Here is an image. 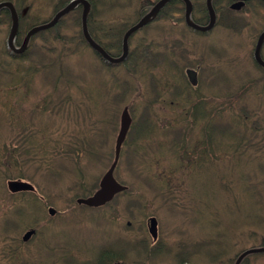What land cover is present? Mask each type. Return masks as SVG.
I'll return each instance as SVG.
<instances>
[{
    "label": "trees",
    "instance_id": "16d2710c",
    "mask_svg": "<svg viewBox=\"0 0 264 264\" xmlns=\"http://www.w3.org/2000/svg\"><path fill=\"white\" fill-rule=\"evenodd\" d=\"M1 1L11 2L18 14L17 43L22 42L25 34L31 28L45 22L39 16L47 9L34 10L33 4L36 0ZM69 1L45 0L46 4L51 3V15L62 10ZM88 1L92 6L87 18V27L91 38L110 55L119 56L122 52L123 33L139 18L146 15L151 10V3L158 0L125 1L129 5L124 10L129 11L132 8L133 17L130 19L121 18L123 14L125 15V11L121 13L122 11L116 10L115 6H118V2L122 5L118 0L103 1L114 6L113 9L115 10L112 13L115 14L110 17H106L100 11L97 15V0ZM190 1L193 7L192 20L198 25L207 24L209 16L205 0ZM232 3L231 0H212L216 15L215 27H221L225 31L238 35L250 26L251 14L248 8L254 6V4L264 7V3L261 0L247 1L245 6L238 12L230 9ZM109 5L105 4V7L100 5V9L109 10L107 7ZM184 7L185 5L181 0H172L167 3L160 10L157 17L142 30L143 34L141 33V36L137 38V40L142 41L136 46L129 45L127 59L121 65L126 77L123 84L117 86V95L121 94L117 100L118 107L120 110L122 106L129 105V110L133 111L135 105L140 108V105H137L139 101L163 100L175 103L177 98H186V100L181 101L183 112L196 113V120H198V125L188 130V135L182 133L180 137H177L178 140H173L168 139V136H171L169 134L164 136L159 143H154L152 142L154 138L152 132L155 129L146 125L141 130V142L145 144L143 148L148 151V147H151L164 152L166 156H174V159H167L172 167H168L159 175L160 181L158 182L143 178L144 172L146 173L149 170L142 164L139 171H134V175L141 179V186L148 184L150 193L155 196H167V199H172L173 203H180V209L185 216H187V213L192 214L191 219L188 218V220H201L199 217L207 216L209 229H226L229 225L224 221L222 213H236L235 210L240 208L238 206L239 199L249 197V199H253L250 203L254 204L255 207L257 206L258 209L260 207L256 200L264 206L262 196L264 193V162L261 160L264 156V148L259 145V139L264 137V128L261 125L264 120L258 109L254 108L253 104L245 101V91L232 95L229 93V87L226 84L224 86L215 84V82L214 84H206L208 82L205 79L210 71H206L200 59L198 60V57H196L197 47L196 42L193 41L195 37L197 39L209 37L212 31L199 33L188 28L183 18ZM110 8L112 9V7ZM81 13L82 8L78 7L60 18L53 28L34 35L29 41L27 51L20 56L11 54L3 42L0 47V87L7 86L4 87L6 89L14 87V90L17 91L25 83L29 85L34 75H39L41 85L44 80H49L47 81L49 85H51L50 83L53 84V88H50L51 93L47 94H51L52 99H55L53 91L59 83L63 82L67 86L77 88L78 92L81 90V94L78 95L84 100V106L82 105L83 114L85 119L92 122L99 112L96 92L86 91L87 86L85 87V85L89 83L82 74L83 71L79 73L81 77H77L78 75H74L67 65L73 57L79 55L82 57V54L100 61V56L89 47L83 38ZM258 20L261 21V19ZM172 21L175 24H181V29H178L176 33H174L176 27L169 26ZM10 24L9 11L2 9L0 11V29L2 26L8 28ZM150 29L158 30V33L148 32ZM175 36L176 40H173L172 37ZM36 40H39L41 44L34 48L33 43ZM133 40H136L135 36L130 41ZM209 52L217 56L220 54V50L217 48H213ZM261 56L264 60V44ZM22 61H31V64L23 67L20 65ZM254 65L259 72L264 74V69L260 68L255 62ZM188 69L196 72L198 82L201 81L203 87H205L195 95L190 93L193 87L186 75ZM107 70L113 71L114 68H107ZM54 74L57 76L55 79H53ZM215 74L213 73V75ZM201 76L206 77L201 79ZM106 80L103 79L104 82ZM215 80L218 81L217 78ZM222 80H225V78ZM129 81L133 83V89H131ZM114 82L120 83L119 80H114ZM79 83L80 88L77 87L78 85L76 86ZM13 84L16 85L13 86ZM184 92H188V94ZM202 92H206L210 99L207 100L205 93ZM63 98L65 100L60 101L61 107L64 108L67 104H72V102H69L71 101L69 96L63 95ZM8 102V98H5L4 102H1L0 99V106L3 107ZM50 105L52 108L57 107L54 101ZM69 106L68 116L77 115V106L75 109H72L71 105ZM42 114L44 113L41 110H33L31 112L32 116H24L31 118L34 126L31 135L26 138L27 140L30 137H32V140L35 137H40L41 131L35 129L36 123L33 117L37 120ZM224 115L227 117L225 123L226 117L222 119ZM26 122L28 123V121ZM38 122L40 123V121ZM23 127L27 130L30 129L25 123H23ZM192 135L195 138V143L189 140ZM196 150L203 153L193 158L192 156L195 155L193 153ZM41 153L45 154L43 150H41ZM144 154L139 155L141 159ZM145 155L147 158V154ZM149 155V162L154 163L155 157L152 154ZM132 165H134L133 161ZM144 165H147V163H144ZM179 175L181 177L180 181L177 180ZM200 177H203L205 181L198 183ZM183 185L188 188V193L176 194L180 189H183ZM201 189L204 190L205 194L201 192ZM186 199L187 201H185ZM225 199L228 202L226 208H224ZM177 203L176 206H178ZM252 217H254L253 221L257 224L263 223L261 217L257 215ZM250 219L251 217L245 216L244 227H258L256 225L247 226L246 223L250 222ZM226 233L227 231L223 233L218 231L213 236L212 244L204 245L202 243L199 244L197 249L207 248L205 258L207 257L212 263L223 264L224 258L228 257V264H233L234 260L230 258H236L244 250L264 246L263 236L255 244L252 243L251 247L248 248L245 245L232 255L228 252L231 246L224 241V238L229 236ZM254 235L255 233H252L249 237L254 238ZM157 245L151 244L148 250L149 264H160L157 260L170 255L171 250H168L166 246L158 248ZM203 253L204 251L200 254ZM263 258L264 253L251 254L244 257L240 264H259V260Z\"/></svg>",
    "mask_w": 264,
    "mask_h": 264
},
{
    "label": "rangeland",
    "instance_id": "374dc122",
    "mask_svg": "<svg viewBox=\"0 0 264 264\" xmlns=\"http://www.w3.org/2000/svg\"><path fill=\"white\" fill-rule=\"evenodd\" d=\"M103 1L104 0H97V15H99L100 11L106 17L113 16L115 14L112 13V11L115 10L113 9L114 6L109 5ZM118 1H120L122 5L115 6L117 8L116 10L122 11L121 13H124L125 11V15L123 14V17L121 18H132V8L129 11L124 10L129 5L125 2L127 0ZM105 4L112 7V9L109 6H107L109 10L100 9V5L105 7ZM50 5L51 3L46 4L45 0H36L33 4L34 10L42 11L41 9H47L46 12H43L42 15L39 16L43 20L48 19L49 16H51ZM248 9L249 13L251 14L250 26L241 34L235 35L231 32L225 31L221 27H215L209 37L201 39H197L195 37V40L193 42H196L197 55L200 53L198 56L196 55V57H198V60L200 59L202 64L205 66L204 69L209 72V68H211L213 73H216L215 75H213V73L210 71V73H212V77L211 75H207L205 80L208 83L214 84L215 82V84L217 83L218 85L223 86L224 84H226V86L229 87V93H231L232 95H237L241 91H245V101L250 104H253L254 108L258 109V112L262 115V119L264 120V74H262L256 69L252 59V51L254 44L256 43L258 35L264 29V7L258 4H254V6H250ZM258 19H261L262 22ZM180 25L181 24H175L174 21L169 23V26L176 27L174 33H176L178 29H181ZM148 32L154 34L155 32L158 33V30L150 29ZM6 38V26H2L0 29V47L2 46L3 42H5ZM135 38L136 40H133L132 42L130 41V46H136L142 41L137 40L138 36H136ZM172 39L176 40V36L172 37ZM39 44H41L39 40H36L33 43V47L35 48V46H38ZM213 48H217L218 50H220L219 56L213 55L209 52ZM30 64L31 61H22L20 63V65H22L23 67L28 66ZM67 65L74 75H78L77 77H81V74L79 73L83 71L82 74L86 77L87 82L89 83L88 85H85V87L87 86V92H97L98 94H100L102 90L97 88L100 84V81L104 78L107 79L106 81L109 83L111 80L121 81L126 77L123 68H117L113 71H108L107 69L101 68L97 60L95 61L94 59L85 56V54H82V57H80V55L73 57ZM56 77L57 76H55L54 74L53 79H55ZM215 78H217L218 81H216ZM223 78H225V80H222ZM47 81L49 80H44L42 83H45ZM106 81L105 84L107 86ZM129 84L131 86V89H133V83L130 82ZM14 85L16 84H13V86ZM76 86L78 88L81 87L80 83L76 84ZM4 87L7 86L0 87V99L1 102H4L5 98H8L9 102L3 107L0 106V163H3L5 161L16 162L20 160V157L16 159H10L7 156L6 151H10L11 149H13L11 147L7 148V145H16L17 143L14 141V139L17 135L21 133L28 136L31 135L34 126L32 125L31 118L24 116H32L31 112L34 110V108L36 110H43L44 108L43 105L40 103V99L43 95L51 93L50 88H53V86L49 84L46 88H44L43 84L41 85L39 75H34L32 82L29 85L25 83L20 90L16 91L14 90V87H10L8 89ZM77 90V88H72L70 85L67 86L63 82L59 83L55 91L52 90L53 93H55V101L61 100L63 95H66L67 97L69 96L71 100L69 102H72V104H67L64 109L56 110L57 112L55 111V113H53L52 111L50 113L45 112L44 114L40 115L37 120L35 117H33L36 123L35 129H40L41 131L40 137H35V142L42 148V150L46 152L45 154H49L48 159L39 158L38 156L40 154L38 153L32 161L28 160L29 162H25L26 168L22 167L18 170L8 168L6 171L3 170L5 178H3V180L0 179V203L4 199V197H7V194H9L6 188L7 182L10 179L18 180L20 179V177H23L24 179L28 180L32 185H34V188L36 190V194L32 195L34 198H37L39 195L43 198V201L45 199H51V197H53V203L57 204L58 209L61 210L65 209V207L68 205V208L66 209L69 210L68 212H66L68 214L59 215L56 219H54L55 226L54 228H52L53 230L49 234L50 237L48 236V238L50 239L52 237L53 242H56V244H63L64 247L67 246L68 248L76 247L78 249L79 247L82 248L87 245L91 253V251L94 252V250L98 246L99 239L102 240L106 238V235L104 234L103 230L114 229V226L110 227L109 222L107 224L103 223V218H105L106 220H109L111 218V215L105 214L104 212L111 213V207L112 205H116V203L121 205V210H123L124 208L122 207V205L124 203L125 197H116L110 203H108L105 208H102V210L100 211L97 210L98 219L96 223L94 220L91 219L92 216L90 215L93 213L90 209H86L87 207L81 208L79 212L72 211V205L70 201L73 196L80 194L87 195L86 192H94L97 189L101 176L108 169L112 161H110V158L111 153L113 151V144H107L106 141L105 148L100 152V156L102 157L101 162L98 164L89 163V160H87V158L85 159V156L83 155L84 158L80 159V161L76 163V166H80L82 168L78 170L79 175H76V173H72L74 170H69L71 166L70 164H63L62 160L65 157H61V155L63 151L69 149V139L71 137L78 135L82 136L84 132L85 133L83 135H93V131H89V129L92 127V122L85 119V115L83 114L84 110L82 111V105L84 106V100H82L78 95L79 93L81 94V90L79 92ZM258 99L260 100L258 101ZM110 104L111 98L109 101V105L106 104V102H103L102 107L109 109V112L112 108H110ZM69 105H71L72 109H75L77 106V115L73 114L70 117L68 116L70 108ZM143 105L144 104H141L140 106ZM135 112L137 114L138 109H135ZM225 115L222 117V119L226 117ZM156 119L157 116L153 118V121H156ZM140 120L141 119H138V121ZM26 121H28V123ZM38 121H40V123ZM226 121L227 117L224 120V123ZM23 123L28 125L30 129L20 131V128ZM261 125L264 128V122H262ZM259 143V145L264 148V137L259 139ZM54 148H56L58 152ZM124 149H127V145ZM148 154H151L149 147ZM130 156H132V154L131 152H128V157ZM22 159L24 160V158ZM261 160L264 162V156L261 158ZM158 164L159 167L157 169L154 167L149 168V175H160L166 169L165 162L163 159L158 161ZM49 169H52V171ZM119 169L120 172L119 174H116V180L129 188V194H134L138 197L139 205L142 208L144 207V210L148 215H155L154 217L158 218L157 221L161 220V222L158 223V229H161V239H163L165 242H175L177 238L181 237V235L177 234L180 230L183 231L187 236H191L193 239H196L198 236H201L202 234L200 233V231L202 230L206 233V235L209 234V237L214 236L218 231H221L222 233L227 231L226 234H229V236L227 238H224V241L225 243H229V245L231 246L228 249V252L234 254L236 250L240 249L245 245L248 248L251 247L252 243L255 244L264 236V206L260 205V202L258 200L256 201L258 202L260 209H258L257 206L255 207L254 204L250 203L253 199H249V197H246L243 199H239L238 206L240 208H237L235 210L236 213L223 212V219L229 225V227L226 229H208L206 216L199 217V219H201V222L197 223V225H200L199 228L195 224L191 225L190 222H188V218L191 219L192 215L190 213H187V216H185L182 211H178L174 208L171 210H166L161 207H156L155 202L150 201L147 197L144 196L142 192H140V190H138V188H142L145 194H151L149 192L150 187H148V185L141 186L138 184L139 180H134L135 177L130 172L129 167L125 161H121ZM53 171L58 172L54 173ZM56 175H58V178H56ZM180 178L181 177L179 175L177 180L180 181ZM204 178L206 177L204 176ZM204 178H198L199 180L197 182H204ZM158 181H160V178H158ZM82 182L90 186V190L84 189L83 191L84 184ZM201 192L205 194L203 189H201ZM180 193H188V188L183 185V189H180L178 192H176V194ZM61 194H63V196H61L60 198L57 197ZM262 196L264 198V193L262 194ZM40 197L35 200H40ZM28 198L30 197H26V199ZM226 199V204L224 208H226V205L228 204ZM185 201H187V199ZM31 203L32 206L36 208V206H34L36 202L31 201ZM11 212H13V210ZM43 214V217H45L46 210L43 211ZM204 215L206 214L204 213ZM255 215L263 219L262 224H257L255 221H253L254 217L252 216ZM245 216L251 217L250 222L248 221L246 223L247 226L256 225L258 227H244L243 221L245 219ZM29 218L30 215L28 213L22 214L19 222L20 225L17 227L16 232H21L22 229H26L25 226L30 224ZM40 219V217L37 218V220ZM45 220L46 219H43V221ZM129 221L133 225V227L130 229V232L136 235L135 229L139 226H135V219H127L126 223H128ZM0 225H3L1 214ZM123 226V224L120 225V227ZM97 229H101L102 231L98 232ZM23 233L24 232H21L20 236H22ZM252 233H255V239L249 237ZM229 240L232 241L230 242ZM37 242H39V238L36 239V241H34L32 244H30L28 248H26V252L16 254V252L12 249H15L17 245H13V247H8L7 245L9 244V242L3 240L0 236V264L12 258L25 259L31 264H35L37 260L40 261L38 264H48L53 262L54 260H58L57 256L51 255L46 249L36 252L38 248L36 245ZM115 245L117 246V248L118 246H124L127 247V249L132 246L131 243H127L125 246V243L122 244L121 240L116 242ZM60 248L63 249L62 247ZM77 249H67L70 252L69 256L73 254L80 264L86 263L89 259L88 255H86L82 251L79 252V249ZM50 256L53 257L50 258ZM233 258L234 257H232V259ZM195 260L197 262L201 261V263L199 264H217L209 263V261L202 258L201 256L195 257ZM60 263L70 264L68 261L62 260H60ZM259 264H264V258L259 260Z\"/></svg>",
    "mask_w": 264,
    "mask_h": 264
},
{
    "label": "water",
    "instance_id": "95a60500",
    "mask_svg": "<svg viewBox=\"0 0 264 264\" xmlns=\"http://www.w3.org/2000/svg\"><path fill=\"white\" fill-rule=\"evenodd\" d=\"M169 1L170 0L158 1L152 7L151 11L147 15H145L136 25L132 26L125 33L123 40H122V48H123L122 56L119 58H116V59L110 57L107 53H105V51L92 40V38L90 37V35L87 31L86 22H87V16H88V13L90 10V4L87 2V0H72L61 11L56 13L51 21H49L48 23H46L44 25H40V26L34 27L31 30H29L27 32V34L25 35L22 44L20 45V47L18 49H16L14 47V40L16 38L17 31H18V16L16 14V11H15L12 3H10V2L0 3V9L7 8L10 12V15H11L12 23H11L10 32H9V35L7 38V47L12 52H14L16 54H21L25 51L27 44L33 35H35L36 33L40 32V31L52 28L62 16L66 15L67 13H69L70 11L75 9L78 5H82V7H83L82 17H81L82 18V33H83V36H84L86 42L94 51H96L98 54H100L109 63H119L126 58V55L128 52V46H127L128 37L133 32L137 31L139 28H141L142 26H144L148 22H150L158 14L159 10ZM182 1L185 3L184 19H185V23L187 24L188 27H190L196 31H199V32H207L213 28V26L215 24V12H214V9L212 7L211 0H206V7H207V10L209 13V22L205 26H199V25H196L192 22V20H191L192 5H191L189 0H182ZM232 1H234V3L231 5L230 8L232 10L238 11L241 9V7L244 5V2L247 0H232ZM262 1L264 2V0H262ZM263 41H264V31L258 37V40H257L255 48H254V52H253V58H254L255 62L262 67H264V62L262 61V59L260 57V50H261V46H262ZM129 124H130V119L128 117L127 111L125 110L122 113L121 119H120V132H119V135L117 137V142H116L115 160H114L113 164L111 165V167L109 168V170L104 175V177L102 178V180L100 182V189L96 192V194L94 195L93 198L84 200L83 201L84 203H86V204L87 203H93L94 205L103 204L104 202L111 199L114 194L124 190V188L121 187L113 179L112 174H113V171H114L115 166L117 164L120 146H121V143L125 137L127 129L129 127ZM50 213L52 214L53 211L50 210ZM155 233H156V230H153L151 232L152 236H155ZM30 234L31 233H27L23 239L27 240L29 238ZM261 252H264V247H261L258 249L247 250L238 257L235 264H239L240 261L248 254L261 253Z\"/></svg>",
    "mask_w": 264,
    "mask_h": 264
},
{
    "label": "flooded vegetation",
    "instance_id": "af4514ba",
    "mask_svg": "<svg viewBox=\"0 0 264 264\" xmlns=\"http://www.w3.org/2000/svg\"><path fill=\"white\" fill-rule=\"evenodd\" d=\"M140 119H141L140 121H143V122L135 123L133 125L131 121V126H130L131 130L128 133L127 141H126L127 148L130 152H137V151L142 150L141 130H143L142 128L148 124L153 125L152 122L146 123V121L153 120V117L149 115H145L144 117L142 116ZM23 148L27 150L26 145H23ZM19 182H22V181H16L15 184H18ZM14 189L15 191L17 190V191H26V192L27 190H29V189L26 190V188L24 189L23 187H20V186L19 187L14 186ZM130 197L131 196H129V198ZM67 208H68V205L66 206V209ZM120 208H121V205H119L118 203H116V205H112V209H111L112 225L111 227L114 226V229H110L109 233L106 234L105 236L106 238L102 240L99 239L98 246L96 247L94 252L91 251L90 253L89 247H87V245L81 248V251L85 253L86 255H88V258H89L86 263H82V264H118V257H121L124 259L122 261L123 263L130 262L128 253H129V249L132 246L129 249H127V247H124V246H120V247L118 246L117 248V246L115 245L116 242L120 240L122 241V244L125 243V246L127 243L132 244V237H129L128 235L125 236L127 230L133 227L130 221L126 223L127 217H129V219H132V218L135 219V223H136L135 226H139L135 230L137 234H140L142 236V238H140L139 240H136L133 246L136 247L138 250L142 249L143 251L145 244L149 242V239H148V232L150 229L149 215L143 210L141 217L138 215L134 216L135 213L132 214L131 216H123V215H120L119 213ZM129 212L133 213V211H129ZM39 217L41 218L40 220H37L38 217L35 219L36 229H30L34 231L31 239L35 238V241H36V239L39 238V242H37L36 244L37 247H47L48 248L47 250L49 251V253L53 256L54 255L57 256L58 259H64L66 256L69 257L70 252L67 250L69 249L67 246L64 247L63 244L54 243L52 240V237L50 239L48 238L49 234L53 230L52 228H54L55 226L54 216H49L48 218L43 217V216H39ZM43 219H46V220L43 221ZM121 224H123L124 226L120 227ZM15 231L16 229L12 230L11 228L6 227V226L0 227V234L7 235V232H15ZM47 238H48V241H47ZM3 239L7 242L9 241L7 237H4ZM141 243L143 245V248L141 247ZM8 245H10V243ZM60 247H62L63 249H61ZM53 256H50V258H52Z\"/></svg>",
    "mask_w": 264,
    "mask_h": 264
},
{
    "label": "bare ground",
    "instance_id": "6f19581e",
    "mask_svg": "<svg viewBox=\"0 0 264 264\" xmlns=\"http://www.w3.org/2000/svg\"><path fill=\"white\" fill-rule=\"evenodd\" d=\"M81 20H82V18H81ZM22 147H23V145H22Z\"/></svg>",
    "mask_w": 264,
    "mask_h": 264
}]
</instances>
